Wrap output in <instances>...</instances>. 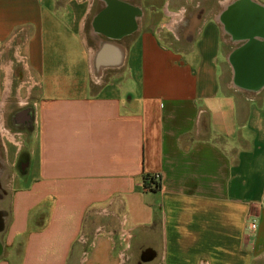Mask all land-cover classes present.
<instances>
[{
	"label": "crops",
	"instance_id": "1",
	"mask_svg": "<svg viewBox=\"0 0 264 264\" xmlns=\"http://www.w3.org/2000/svg\"><path fill=\"white\" fill-rule=\"evenodd\" d=\"M135 6L125 20L99 0H0V133L22 164L0 198V264H264V85L241 79L264 78V37L215 17L226 52L216 23L186 41ZM14 61L32 123L13 136Z\"/></svg>",
	"mask_w": 264,
	"mask_h": 264
},
{
	"label": "rangeland",
	"instance_id": "2",
	"mask_svg": "<svg viewBox=\"0 0 264 264\" xmlns=\"http://www.w3.org/2000/svg\"><path fill=\"white\" fill-rule=\"evenodd\" d=\"M169 1L171 9L176 10L178 9V7L184 6L187 10V12L185 13L186 18L183 24L180 25L181 28H177V32L175 35V37L177 38H183L190 35V33H188V30L190 31V25L193 26L194 24H197V27H201L204 22L215 20V16L217 19L223 12L227 14V12L229 11L227 10L228 6H243L245 9L249 10L252 15L256 14L255 18L258 17L261 22H264V0H131L130 3L143 5L144 9H150V24L158 25L161 22L165 21L159 14L160 7L164 2L167 3ZM181 11L184 12V10ZM181 11L178 12L180 13ZM215 23L219 28L220 39L225 42V45H223L225 47L224 49H226L225 51H231L233 48H235V46H237V43L232 41L228 37V35L226 36L223 33L221 26L216 22V20ZM185 24H187V27L183 28V25ZM157 30L161 31L160 28ZM168 34L173 37L172 34ZM195 35L197 36V34ZM14 62L15 64L11 68L12 87L11 91H9L10 95L8 93L9 98L4 107L5 127L8 130H11L13 136L15 135L14 133H17L20 130V127L25 128V131L29 133L32 123V115L30 110L31 105L27 104V100L29 99V77L22 63H20L21 65H19L16 63V61ZM0 93L2 94V87H0ZM19 98L24 101L20 103ZM29 104H31L30 101ZM21 114H23L24 117H27L26 121L19 122L17 117ZM4 130L6 129L1 128L2 133ZM10 142L11 141L7 139V137L2 136L0 133V162L3 161L5 165L4 169L2 170V174H0L2 176L1 182L3 183V187L7 193V185L12 181L14 174L17 175L19 173L17 171H19V166L21 164L19 156L16 154L18 145L13 146L12 144H10ZM3 143L8 147L7 152H5V146ZM4 198H6V196Z\"/></svg>",
	"mask_w": 264,
	"mask_h": 264
},
{
	"label": "flooded vegetation",
	"instance_id": "3",
	"mask_svg": "<svg viewBox=\"0 0 264 264\" xmlns=\"http://www.w3.org/2000/svg\"><path fill=\"white\" fill-rule=\"evenodd\" d=\"M99 1H101L104 5H106V8H105V11L107 10L106 15H108L109 10L112 9L113 6H115V7L117 6V7H120L124 11L123 12V18L125 20H127L128 17H129V19L132 18L134 15H136V17H140V18L143 16L140 7L138 8L137 6H135V4L130 3L131 0H99ZM181 10H184L183 16H182L181 13L178 12V11H181ZM227 10H229L227 12V14L225 12H223L217 18V20L220 21L225 26V29H226L227 32L231 31V33H233L235 35V37H237V38H255V39H258L257 37L259 35H262L260 33L259 34H252V35H247V33H242L244 31L248 30V29H245V28H247V26L250 24V23H247L249 21V19H250V16L252 15V13L249 10L245 9L243 6H235V7L228 6ZM186 12H187V10L185 9L184 6H180V7H178V9L174 10V9H171L170 1L167 2V3L164 2L161 5V7H160L159 14L162 16V18L165 21L161 22L158 25L154 24V26L157 29L160 28L161 31L166 33V34H168V33L171 34V32L167 31V29L164 28V25H165L166 20H167L166 26L168 24H170V22H169V19H170V15L169 14L170 13H177V14H180L181 19H182L181 22L179 23V25H177V27H176V32H177V28L180 27L181 24H183V22H184V20L186 18V16H185ZM253 15L256 16V14H253ZM242 16H245L248 19H247V21H246V19L245 20L244 19H240L239 21H241V24L238 25L237 20L235 19V17H242ZM100 17L101 18L103 17L102 13L99 16V18ZM210 22L215 23V20L210 21ZM236 26L237 27H241V28L238 29ZM184 27H187V24L183 25V28ZM190 27H191V25L189 26V28ZM198 29H199V27L195 28V34H198V31H199ZM172 36L175 37V35H173V34H172ZM192 36H193L192 34L188 35L187 37L185 36V40L186 41L189 40ZM17 119H18V117H17ZM1 164H2L1 166L4 169L5 165H4V163L2 161H1ZM0 182H1V179H0ZM0 186L3 187V183L2 182L0 183ZM6 195H7V193H6L5 189L4 188H0V198L4 199V197Z\"/></svg>",
	"mask_w": 264,
	"mask_h": 264
},
{
	"label": "bare ground",
	"instance_id": "4",
	"mask_svg": "<svg viewBox=\"0 0 264 264\" xmlns=\"http://www.w3.org/2000/svg\"><path fill=\"white\" fill-rule=\"evenodd\" d=\"M256 18H255L254 15L250 16V19L247 22V23H250V24L247 26V28H245V29H248V30H246V31H244L242 33H247V35L259 34L260 33L264 37V35H263L264 34V22H261L258 17H256ZM235 19L237 20L238 25H240L241 24V21H239L240 19H244V20L246 19V21H247L248 18L245 17V16H242V17H235ZM237 28L240 29L241 27H237ZM246 47H247L246 48L247 53L245 52L246 53V57L252 59V61H253L252 63L254 64V60L253 59L258 57L256 52L258 51V48L260 46L257 43L254 42L252 45H247ZM261 47L262 48L259 49V50L262 51V49H264V45L262 44ZM240 52L241 51L237 52V54H240ZM245 53H241V54L243 55ZM249 71H250V73H247V71H246L247 75L241 77V79H243L250 87H252L255 90H257L258 88H260V86L264 85V78H260L257 74L254 73L255 72L254 70H249ZM256 73H257V71H256Z\"/></svg>",
	"mask_w": 264,
	"mask_h": 264
},
{
	"label": "built area",
	"instance_id": "5",
	"mask_svg": "<svg viewBox=\"0 0 264 264\" xmlns=\"http://www.w3.org/2000/svg\"><path fill=\"white\" fill-rule=\"evenodd\" d=\"M160 177L158 175H154L151 177L144 178V185L147 189L156 190L159 187ZM256 228L255 222L251 221L250 231H254Z\"/></svg>",
	"mask_w": 264,
	"mask_h": 264
},
{
	"label": "water",
	"instance_id": "6",
	"mask_svg": "<svg viewBox=\"0 0 264 264\" xmlns=\"http://www.w3.org/2000/svg\"><path fill=\"white\" fill-rule=\"evenodd\" d=\"M248 44H249V43L245 42V44H244L243 46L245 47V46H247ZM240 49H242V47H241ZM240 49H239V50H240Z\"/></svg>",
	"mask_w": 264,
	"mask_h": 264
}]
</instances>
